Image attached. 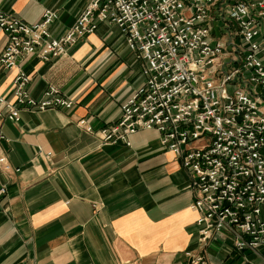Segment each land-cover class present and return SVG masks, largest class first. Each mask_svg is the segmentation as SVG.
Returning <instances> with one entry per match:
<instances>
[{"label": "crops", "instance_id": "crops-1", "mask_svg": "<svg viewBox=\"0 0 264 264\" xmlns=\"http://www.w3.org/2000/svg\"><path fill=\"white\" fill-rule=\"evenodd\" d=\"M91 0H0V12L28 24L46 10L63 37ZM6 36L0 30V54ZM145 62L121 30L100 23L67 54L44 62L21 59L0 67V94L14 101L19 72L42 98L51 86L74 101L71 110L21 111L0 121V264H188L200 252L199 214L191 174L156 130L132 135V146L109 145L78 125L116 122L122 106L146 82ZM209 264H262L257 253L234 251L230 232L203 248Z\"/></svg>", "mask_w": 264, "mask_h": 264}, {"label": "built area", "instance_id": "built-area-1", "mask_svg": "<svg viewBox=\"0 0 264 264\" xmlns=\"http://www.w3.org/2000/svg\"><path fill=\"white\" fill-rule=\"evenodd\" d=\"M57 19L50 9L35 24L0 12V67L30 56L52 62L100 23L116 25L145 62L146 82L116 122L78 125L105 144L128 147L132 135L156 130L182 160L199 214L201 250L185 252L188 264H209L203 248L225 231L238 253L264 247V0H91L60 38L50 30ZM30 82L19 72L14 101L0 94V121L19 122L22 110L74 107L54 86L34 98ZM0 163L9 169L5 157Z\"/></svg>", "mask_w": 264, "mask_h": 264}]
</instances>
